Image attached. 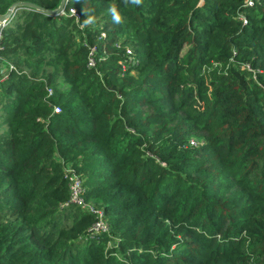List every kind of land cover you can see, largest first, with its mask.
Here are the masks:
<instances>
[{
    "label": "trees",
    "instance_id": "obj_1",
    "mask_svg": "<svg viewBox=\"0 0 264 264\" xmlns=\"http://www.w3.org/2000/svg\"><path fill=\"white\" fill-rule=\"evenodd\" d=\"M14 1L0 264H264V0Z\"/></svg>",
    "mask_w": 264,
    "mask_h": 264
},
{
    "label": "built area",
    "instance_id": "obj_2",
    "mask_svg": "<svg viewBox=\"0 0 264 264\" xmlns=\"http://www.w3.org/2000/svg\"><path fill=\"white\" fill-rule=\"evenodd\" d=\"M253 0H245L246 4H251ZM74 12V10H72ZM8 21H0V48H1V39H2V28L5 26V24ZM129 51V50H128ZM6 59L2 56L0 51V64ZM95 59L92 55L89 57V64L94 65ZM9 62V61H8ZM8 64V63H7ZM9 67H12V65L9 63ZM49 91L51 89L48 88ZM59 108L54 107V111H57ZM194 140L192 139L191 142ZM69 177V197L68 202H73L76 204H79L82 208L91 210L97 214V220L94 222L93 226L96 230H108L107 222L105 221V216L103 212V208L101 207H95L91 202H88L85 200L83 194H82V185H81V179L80 177L75 173L68 172Z\"/></svg>",
    "mask_w": 264,
    "mask_h": 264
},
{
    "label": "water",
    "instance_id": "obj_3",
    "mask_svg": "<svg viewBox=\"0 0 264 264\" xmlns=\"http://www.w3.org/2000/svg\"><path fill=\"white\" fill-rule=\"evenodd\" d=\"M65 0H61L58 7L53 10L45 9L46 11L58 12L62 9ZM21 5H28L35 8H41L38 4L30 1H14L11 5L7 8V10L3 13H0V21H8L14 15V10Z\"/></svg>",
    "mask_w": 264,
    "mask_h": 264
},
{
    "label": "clouds",
    "instance_id": "obj_4",
    "mask_svg": "<svg viewBox=\"0 0 264 264\" xmlns=\"http://www.w3.org/2000/svg\"><path fill=\"white\" fill-rule=\"evenodd\" d=\"M132 2H133V3H140V0H132ZM113 11H115V10L113 9ZM114 19H115L117 22H119L120 17H119L118 15H116V16H114Z\"/></svg>",
    "mask_w": 264,
    "mask_h": 264
},
{
    "label": "crops",
    "instance_id": "obj_5",
    "mask_svg": "<svg viewBox=\"0 0 264 264\" xmlns=\"http://www.w3.org/2000/svg\"><path fill=\"white\" fill-rule=\"evenodd\" d=\"M1 65V64H0ZM0 68H3V66H0Z\"/></svg>",
    "mask_w": 264,
    "mask_h": 264
}]
</instances>
